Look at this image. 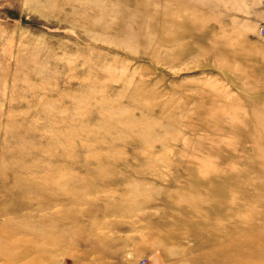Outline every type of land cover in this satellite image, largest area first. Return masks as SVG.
Returning a JSON list of instances; mask_svg holds the SVG:
<instances>
[{"label": "rangeland", "instance_id": "1", "mask_svg": "<svg viewBox=\"0 0 264 264\" xmlns=\"http://www.w3.org/2000/svg\"><path fill=\"white\" fill-rule=\"evenodd\" d=\"M263 127L264 0H0V264H264Z\"/></svg>", "mask_w": 264, "mask_h": 264}, {"label": "bare ground", "instance_id": "2", "mask_svg": "<svg viewBox=\"0 0 264 264\" xmlns=\"http://www.w3.org/2000/svg\"><path fill=\"white\" fill-rule=\"evenodd\" d=\"M263 128H264V127H263ZM12 244H13V245H14V244H17V245H18L19 242H18V240H15ZM0 249H1V246H0Z\"/></svg>", "mask_w": 264, "mask_h": 264}]
</instances>
